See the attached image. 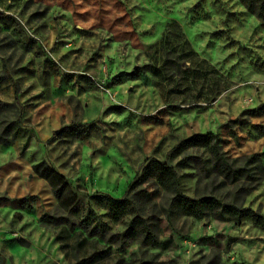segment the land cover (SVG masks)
Instances as JSON below:
<instances>
[{"label": "rangeland", "instance_id": "obj_1", "mask_svg": "<svg viewBox=\"0 0 264 264\" xmlns=\"http://www.w3.org/2000/svg\"><path fill=\"white\" fill-rule=\"evenodd\" d=\"M173 21L196 53L188 72L172 69L160 84L154 67L186 60L173 38L156 49ZM4 70L0 264H264V226L253 216L189 214L154 177L138 202L158 222L160 245L91 237L79 224L94 210L92 223L108 235L133 226V214L117 218L97 197H125L150 158L175 167L182 193L264 217V170L251 164L254 179L231 182L206 147L183 142L214 132L238 164L262 153L264 165V23L241 0H0ZM17 120L15 135L8 127ZM40 162L70 184L71 212L34 171ZM44 215H69L75 229Z\"/></svg>", "mask_w": 264, "mask_h": 264}, {"label": "trees", "instance_id": "obj_2", "mask_svg": "<svg viewBox=\"0 0 264 264\" xmlns=\"http://www.w3.org/2000/svg\"><path fill=\"white\" fill-rule=\"evenodd\" d=\"M242 4L247 8L249 12L255 14L264 23V0H241ZM171 25L176 28L173 33L169 31L166 32L161 42L156 45V49L163 48V45L172 42L175 45L181 44L183 52L181 54L186 56V60L181 62L179 58L181 55H175L173 57L168 56L164 61V64L160 67H154L153 72L160 79L159 83L163 84L167 79L175 78L174 73H169L168 71L175 69L174 71H181L182 66L185 61H188V56L190 54L196 53V51L191 46L189 40L187 39L185 33L182 31L180 25L176 22H171ZM186 46L188 51H186ZM188 52V53H186ZM210 68L214 67L209 65ZM185 73L188 72V68L182 70ZM208 72V70H206ZM9 78L7 71L0 73V84ZM88 80L91 77L86 76ZM165 88V87H164ZM217 91V90H216ZM216 95V92H215ZM4 103H0V110L2 109ZM8 128H13L14 134H18L20 128V121H15ZM184 143L190 145L204 146L208 149L213 160V166L218 173L223 175V177L231 182H237L242 179L252 180L255 178L253 171L255 168L257 170H264V165L262 163V153H254L250 155L245 161L244 165L238 164L237 159H231L222 150L219 138L214 132L206 133H193L188 138H186ZM251 164H256L255 168L252 169ZM34 171L42 178H45L54 189V192L58 196L59 206L68 212H71V206L77 201L75 194L72 191L70 184L66 181L64 175L60 173L55 167L48 164L47 162H40L34 166ZM154 177L159 185L171 195L180 198L185 204L186 210L189 214L200 216L206 212V210L211 211L217 216L224 217L227 216L228 219L240 222L244 216H253L254 221L257 224L264 226V217L249 207H240L233 203L223 202L221 199L214 195H207L201 198L190 197L180 190V180L178 172L175 167L168 162L161 161L156 158H150L147 160L146 164L142 168L141 172L138 173L135 180L130 185V188L123 198H116L112 196H99L100 202L106 203L110 209L113 211L117 218L123 216L125 213L133 214L132 224L133 226L128 227L123 233H111L108 235L107 229L103 226L94 225L92 219L96 218L97 213L94 210H89L87 218L81 219L79 224L81 228L87 232L91 237H99L103 239H109L112 241L123 240L126 237H134L139 235L145 243L158 246L161 244L159 236V224L154 219V217H147L143 212L140 211L139 200L144 195L149 196L148 191L139 189L149 178ZM132 196H131V192ZM130 194V195H129ZM136 197V199H135ZM143 208V207H142ZM44 220H54L57 224L66 223L70 228L75 229V221L71 216L64 217L63 219H57L55 217H49L48 215L43 216ZM108 237V238H107Z\"/></svg>", "mask_w": 264, "mask_h": 264}]
</instances>
